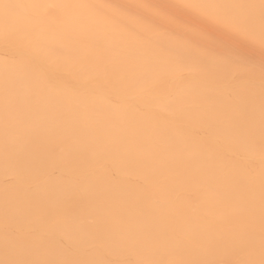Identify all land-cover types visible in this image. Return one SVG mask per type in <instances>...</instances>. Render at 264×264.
Here are the masks:
<instances>
[{"label": "bare ground", "instance_id": "1", "mask_svg": "<svg viewBox=\"0 0 264 264\" xmlns=\"http://www.w3.org/2000/svg\"><path fill=\"white\" fill-rule=\"evenodd\" d=\"M264 0H0V264H262Z\"/></svg>", "mask_w": 264, "mask_h": 264}, {"label": "snow or ice", "instance_id": "2", "mask_svg": "<svg viewBox=\"0 0 264 264\" xmlns=\"http://www.w3.org/2000/svg\"><path fill=\"white\" fill-rule=\"evenodd\" d=\"M262 264H264V262H262Z\"/></svg>", "mask_w": 264, "mask_h": 264}]
</instances>
